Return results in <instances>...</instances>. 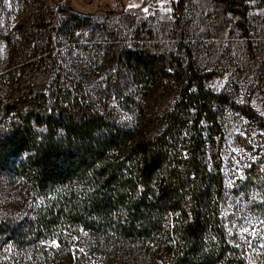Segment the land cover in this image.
I'll return each mask as SVG.
<instances>
[{
	"label": "trees",
	"instance_id": "1",
	"mask_svg": "<svg viewBox=\"0 0 264 264\" xmlns=\"http://www.w3.org/2000/svg\"><path fill=\"white\" fill-rule=\"evenodd\" d=\"M188 70L157 116L123 121L72 84L0 126V179L33 200L0 219V236L20 250L46 242L47 264H264V168L250 163L230 190L219 111L229 100Z\"/></svg>",
	"mask_w": 264,
	"mask_h": 264
},
{
	"label": "rangeland",
	"instance_id": "2",
	"mask_svg": "<svg viewBox=\"0 0 264 264\" xmlns=\"http://www.w3.org/2000/svg\"><path fill=\"white\" fill-rule=\"evenodd\" d=\"M133 55L158 66L129 62ZM190 61L229 100L219 111L232 190L250 163L264 168V0H0V126L48 89L72 84L123 121L157 116ZM32 201L28 186L0 179V219L25 216ZM48 249L43 241L20 250L0 236V264H47Z\"/></svg>",
	"mask_w": 264,
	"mask_h": 264
},
{
	"label": "built area",
	"instance_id": "3",
	"mask_svg": "<svg viewBox=\"0 0 264 264\" xmlns=\"http://www.w3.org/2000/svg\"><path fill=\"white\" fill-rule=\"evenodd\" d=\"M153 7L154 8H161V7H163V5L160 4L159 2H154Z\"/></svg>",
	"mask_w": 264,
	"mask_h": 264
}]
</instances>
